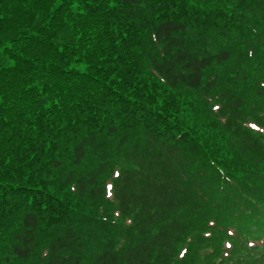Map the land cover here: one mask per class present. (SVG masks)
Here are the masks:
<instances>
[{
	"label": "trees",
	"instance_id": "16d2710c",
	"mask_svg": "<svg viewBox=\"0 0 264 264\" xmlns=\"http://www.w3.org/2000/svg\"><path fill=\"white\" fill-rule=\"evenodd\" d=\"M0 48V264H88L116 168L94 264L263 261L264 0H0Z\"/></svg>",
	"mask_w": 264,
	"mask_h": 264
},
{
	"label": "rangeland",
	"instance_id": "374dc122",
	"mask_svg": "<svg viewBox=\"0 0 264 264\" xmlns=\"http://www.w3.org/2000/svg\"><path fill=\"white\" fill-rule=\"evenodd\" d=\"M14 63L13 59H11L7 55H0V67H8L12 66ZM83 68V66H82Z\"/></svg>",
	"mask_w": 264,
	"mask_h": 264
},
{
	"label": "snow or ice",
	"instance_id": "6c2138e0",
	"mask_svg": "<svg viewBox=\"0 0 264 264\" xmlns=\"http://www.w3.org/2000/svg\"><path fill=\"white\" fill-rule=\"evenodd\" d=\"M252 127H255V125H252Z\"/></svg>",
	"mask_w": 264,
	"mask_h": 264
}]
</instances>
